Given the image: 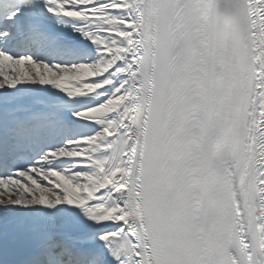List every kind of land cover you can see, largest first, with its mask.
I'll return each instance as SVG.
<instances>
[{
  "label": "snow or ice",
  "instance_id": "1",
  "mask_svg": "<svg viewBox=\"0 0 264 264\" xmlns=\"http://www.w3.org/2000/svg\"><path fill=\"white\" fill-rule=\"evenodd\" d=\"M0 264H264V0H0Z\"/></svg>",
  "mask_w": 264,
  "mask_h": 264
}]
</instances>
